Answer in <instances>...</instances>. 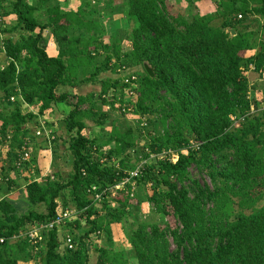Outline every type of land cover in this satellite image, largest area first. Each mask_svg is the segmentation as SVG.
<instances>
[{
  "label": "trees",
  "instance_id": "1",
  "mask_svg": "<svg viewBox=\"0 0 264 264\" xmlns=\"http://www.w3.org/2000/svg\"><path fill=\"white\" fill-rule=\"evenodd\" d=\"M51 1L0 0V11L8 2L9 14L17 16L6 32H25L2 47L8 62L0 67V151L7 146L13 170L33 168L34 140L45 129L32 133L29 124L67 104L64 125L71 135L73 171L68 181L59 173L27 180L31 208L24 214L1 195L4 183L10 188L17 182L10 171L0 180V238L7 239L0 242V264H92L93 251L99 254L97 264H133L124 251L98 243L101 234L128 221L144 202L166 223L130 225L136 264H264V91L254 102L249 77L254 71L264 79V0H216L217 11L210 14L197 9L187 14L183 7L174 12L169 0H121L136 26L125 41L114 42H105L95 30L91 3L67 11L49 6ZM47 28L60 48L56 57L41 47ZM121 71L129 73L101 81L99 97L78 90L104 73ZM118 90L130 97L123 99L125 106H119ZM24 104L38 107L39 113H24ZM108 106L152 116L149 122L163 127L161 134L149 133L150 143L142 147L146 163L134 178L136 189L131 183L119 186L138 168L126 152L138 146L135 138L144 128L114 129L108 140L85 132L89 117L106 123L110 114L99 112ZM26 152L33 157L22 163ZM1 169L6 173L5 165ZM67 189L77 219L49 231L44 243L21 238L13 244L31 226L57 218L59 198ZM71 224L81 233L65 229ZM68 234L73 248L66 245Z\"/></svg>",
  "mask_w": 264,
  "mask_h": 264
},
{
  "label": "rangeland",
  "instance_id": "2",
  "mask_svg": "<svg viewBox=\"0 0 264 264\" xmlns=\"http://www.w3.org/2000/svg\"><path fill=\"white\" fill-rule=\"evenodd\" d=\"M170 2L174 5V12L179 11L180 7L182 8V3L181 0H170ZM215 4H217L216 1H214ZM4 6L6 9L4 11H0V67L3 64V61H5V56L1 55L2 52V47L4 45V41L11 36H15L16 38L20 37V35L24 34L25 32L22 31V29L18 28L16 31L13 32H6V29H8L11 25L17 24V16L15 14H12L8 11H10L11 6L8 2L4 3ZM187 6V7H186ZM217 6V5H216ZM186 12L187 14L191 13L192 11H195L197 8H188V5H185ZM121 9V8H120ZM179 9V10H178ZM120 13V14H119ZM122 14V11L120 10H113L111 14H109L110 20L107 22L108 25L103 26L102 29L105 27L106 34L109 36L111 35L112 37H106L104 38V41L107 42H114L117 39H122L126 40L129 38L130 33L132 32V29L136 26V23L134 22H128L125 24L122 23H116L113 22L114 16H118ZM97 19L98 15L94 14L90 18ZM44 17H42V20ZM220 23V22H219ZM3 28L1 29V27ZM6 27V28H5ZM253 28H257V24L254 22ZM49 38H52L51 33L49 30H47ZM51 36V37H50ZM127 43V42H126ZM4 52H2L3 54ZM4 65V64H3ZM2 65V66H3ZM136 71H141V67L134 68ZM133 71V70H132ZM129 73V72H127ZM124 71L117 72V74H111V72H107L101 75V77L98 79L97 82L93 84H85L82 85V87L78 90L80 93L83 94H89L91 92H94L97 94V97L102 93L103 91V86L101 84V81L106 80L109 77H121L124 76L125 74ZM249 77H250V95L253 98L254 102L258 103V98L257 97H262V93L264 91V79L262 80L260 78V75L254 71H249ZM116 95V93H115ZM117 95L119 96V102L122 103L123 99L125 101H128L130 99L129 95L125 93V91H117ZM112 96L111 92L110 95ZM119 103V106L123 105L125 106L124 103ZM0 105L1 100H0ZM26 104H24L25 106ZM23 106V111L26 113L28 110L24 109ZM104 111H100L99 113H104L105 111L110 114L109 118L107 119L106 123L104 125H99L97 124V120L92 117L87 118V124L88 128L85 131L86 134L91 137V138H104L105 140H108L114 129H119L121 132H124L125 129H129L131 127H134L138 129V125H141L144 129L143 131L145 132L142 135H138L135 138V141H137L138 146L131 148L126 152L127 155L132 156L133 158V163L137 166H142L146 162L143 160V152H142V147L150 143V136L149 133L155 132L156 134H161L163 132V127L161 125L150 123L148 119L153 118L152 116H141L140 114L136 112H130L123 114L120 112V110H114L110 108L109 106L103 109ZM63 113V114H62ZM69 114L68 111L66 110H56L52 113V115H49L48 117L42 118L43 120H38L33 121V124H30L32 126V133H34L38 128L41 126L44 127V136L38 139L37 141L34 140V144L32 150H33V156L37 161L35 163H32L33 168L31 169H19L13 170L11 166V161L7 157V146H3L1 151H0V180L4 178L6 174L10 171V177L11 179L17 181L16 184L12 187L9 188V185L4 183L3 189L1 190V195H7L8 199H11L15 202L16 206L19 209V214H24L27 212L31 206L26 202V194H25V186L27 184V180L30 182L34 181L35 178L38 180H42L47 178V176H51L55 178L57 177V173H59L60 177L64 179L65 181H68L69 176L71 172L73 171V156L71 151L69 150L70 146V140H71V135L67 132L66 127L64 125V119L67 117ZM139 115V116H138ZM43 122V124L41 123ZM55 127L56 131V137L53 136L54 133L49 130V132L46 130L49 126ZM48 136L50 137V140L48 139ZM56 138V143L53 142L55 141L54 139ZM46 141V142H45ZM47 141L50 143L51 148L46 149L48 147ZM53 142V144L51 143ZM114 145V144H113ZM112 145L109 146L111 148ZM30 153V152H29ZM32 156V154H31ZM32 156V157H33ZM31 157V158H32ZM173 162L178 161V155L174 154L173 157ZM2 165H5L7 168V171H3L1 169ZM38 171H37V170ZM19 173V174H17ZM194 176L196 178H200L197 171H194ZM207 178V177H206ZM8 181V180H7ZM209 181V179H208ZM8 183V182H7ZM139 190V188H138ZM70 190L67 189L65 192H63L59 198V209L62 210L66 207L71 206L72 208L75 206L73 202L71 201V194L69 192ZM145 188L142 189L140 188V193L144 192ZM144 197L146 195L142 193ZM21 201L25 203H21ZM20 202V203H19ZM263 205V201L259 202V206ZM35 209L43 210L45 208L44 205H37L33 206ZM32 207V208H33ZM102 205L100 206V208ZM135 211L132 213L131 216H128L127 218L129 219L128 221H124L123 223H119L115 225L114 230L112 229V232L109 233H103L101 234L102 237L99 240L98 245L101 246H107V247H113L115 250L118 251H124L126 254V257L130 260L131 263L136 264L137 259L135 257V254L133 252L132 246L129 243V237L131 235V232H129L131 228V224H135L134 226L137 227V225L140 222H146L147 224H153V223H159L164 225L166 223V218L164 215L158 213L154 206L152 204H149L147 202H144L142 204V207L140 209H134ZM102 223L105 221L101 220ZM125 223V225H124ZM173 223L175 224L174 220ZM68 227V226H67ZM74 224H71L70 227L65 228L66 230L73 231L75 234L81 233V230L73 229ZM71 233L74 235V233ZM17 241H12L13 244ZM13 253L15 256H18V249H16L17 246L13 245ZM12 246V247H13ZM64 250V249H63ZM98 257L99 254L97 251H93L91 253V263L92 264H97L98 263ZM21 259V258H20ZM23 264H27L29 262H22Z\"/></svg>",
  "mask_w": 264,
  "mask_h": 264
},
{
  "label": "crops",
  "instance_id": "3",
  "mask_svg": "<svg viewBox=\"0 0 264 264\" xmlns=\"http://www.w3.org/2000/svg\"><path fill=\"white\" fill-rule=\"evenodd\" d=\"M193 1H194L195 6H197V11H199L201 14H210V13H214V12L217 11V6H216V4L214 2L216 0H193ZM83 2L91 3V10L93 12V15L94 14L98 15L97 19H95V17L91 18V19H93L95 21L94 28L97 31L98 35L104 36V38H105V36L107 37L108 35L106 34L105 27H104V29H102V28H103V26L108 25L107 22L110 20L109 14H111L114 9L122 11L123 16H121V15L114 16L113 22L125 24L128 21V22H133L134 23V21H130L129 18L126 17L125 8H124V6L122 4H120L121 0H113L112 2H114V4L110 3L109 0H52L48 5L49 6L60 5L63 9H65L67 11H78ZM181 3H182V6H183V8L185 10H186L185 5H188V8L190 9V5H189V4H191L190 0H181ZM42 22H43V24L47 23L48 22V18L45 16L44 19L42 20ZM47 30L50 31L52 38H49ZM84 32H87V31L84 30ZM13 37H15V36H13ZM108 37H112V36L109 35ZM107 42H109V41H107ZM41 47L45 48V50L48 52V54L50 56H52V57H56L60 53V48H59L58 43L56 41V38L53 35L52 30L50 28H47L44 31L43 39L41 41ZM1 55L5 56L4 57L5 61H3V64L4 65L7 64L8 59H7L6 54L5 53L2 54V52H1ZM57 107H59L57 109L58 111L61 110V109L62 110H66L68 112L70 111V109L67 106V104H60ZM24 109L28 110L26 113H29V112L39 113V108L38 107H32L29 104H26L24 106ZM53 112L54 111H51V112L47 113L44 116L38 117V120H43L42 118L48 117L49 115H52ZM42 124H43V122H42ZM46 130L48 132H49V130L52 131L54 133L53 136L56 135L55 134L56 131H55L54 125L53 126H49L48 128H46ZM53 142H51V143L53 144ZM17 174H19V173H17ZM21 203H25V202L21 201Z\"/></svg>",
  "mask_w": 264,
  "mask_h": 264
},
{
  "label": "built area",
  "instance_id": "4",
  "mask_svg": "<svg viewBox=\"0 0 264 264\" xmlns=\"http://www.w3.org/2000/svg\"><path fill=\"white\" fill-rule=\"evenodd\" d=\"M37 134L40 136L42 134V132L39 131V132H37ZM30 158H31V154L29 152H26L25 155L22 157V163L24 161H30ZM22 163H20L19 167L22 166ZM140 169H141V166H138V168L136 170L131 171L130 177L126 181L122 182L120 184L119 188L125 189L126 184L131 183L133 186V189H136L137 181L134 178L139 177L141 175ZM94 190H97V187H94ZM133 196H134V194H133ZM96 199L101 200V194H97ZM77 217H78V211L76 208L66 209L64 211L61 210L59 212L57 218L55 220H53L52 222H50L49 224L41 225V226H38V225L31 226L29 228V230H27L26 232L22 233L19 236L18 235L15 236L12 240L18 241V239L27 238L33 244L44 243L45 239H46V235L49 231L54 230V229H60L65 224L71 223L74 220H76ZM6 241H7L6 238H3V237L0 238L1 243H5ZM66 245L70 246L72 248L75 246V244L73 243V236L71 234L67 235Z\"/></svg>",
  "mask_w": 264,
  "mask_h": 264
},
{
  "label": "water",
  "instance_id": "5",
  "mask_svg": "<svg viewBox=\"0 0 264 264\" xmlns=\"http://www.w3.org/2000/svg\"><path fill=\"white\" fill-rule=\"evenodd\" d=\"M233 33H235V31L233 30L232 31ZM147 70L149 71V73L152 75V76H155V72L153 69H151L148 65L146 66Z\"/></svg>",
  "mask_w": 264,
  "mask_h": 264
}]
</instances>
